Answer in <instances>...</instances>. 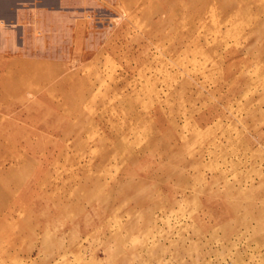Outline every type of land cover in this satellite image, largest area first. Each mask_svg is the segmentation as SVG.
<instances>
[{
	"label": "rangeland",
	"instance_id": "1",
	"mask_svg": "<svg viewBox=\"0 0 264 264\" xmlns=\"http://www.w3.org/2000/svg\"><path fill=\"white\" fill-rule=\"evenodd\" d=\"M0 32V264H264V0H72Z\"/></svg>",
	"mask_w": 264,
	"mask_h": 264
},
{
	"label": "crops",
	"instance_id": "2",
	"mask_svg": "<svg viewBox=\"0 0 264 264\" xmlns=\"http://www.w3.org/2000/svg\"><path fill=\"white\" fill-rule=\"evenodd\" d=\"M72 0H0V32L22 25L31 13L57 17L72 9Z\"/></svg>",
	"mask_w": 264,
	"mask_h": 264
}]
</instances>
